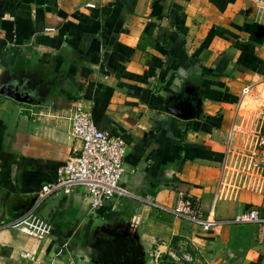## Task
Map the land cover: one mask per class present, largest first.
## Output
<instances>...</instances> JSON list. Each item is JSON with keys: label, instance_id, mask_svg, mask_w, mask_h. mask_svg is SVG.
Segmentation results:
<instances>
[{"label": "crops", "instance_id": "crops-1", "mask_svg": "<svg viewBox=\"0 0 264 264\" xmlns=\"http://www.w3.org/2000/svg\"><path fill=\"white\" fill-rule=\"evenodd\" d=\"M255 15L254 0H0V264L145 262L181 246L197 264H264V224L203 233L162 210L183 193L219 222L264 218V107H240L246 88L264 92ZM182 99L200 100L186 120L167 112ZM78 103L126 142L128 195L91 216L83 187L61 190L35 210L48 236L11 232L78 147L65 139Z\"/></svg>", "mask_w": 264, "mask_h": 264}, {"label": "built area", "instance_id": "built-area-1", "mask_svg": "<svg viewBox=\"0 0 264 264\" xmlns=\"http://www.w3.org/2000/svg\"><path fill=\"white\" fill-rule=\"evenodd\" d=\"M256 5V20L264 25V0H254ZM250 87L244 90L249 91ZM264 115V110L259 112ZM69 127L65 134L67 142L78 144L72 148V154L60 166L51 183L44 184L30 210L20 218L9 221L3 225L11 232H21L28 236L43 239L51 232V226L40 219L35 210L49 196L61 190L78 187L85 189L88 199V212L91 216L103 210L114 196H126L128 192L120 186L123 174V160L126 154V142L122 136H112L99 130L92 118L89 107L83 104H74L68 118ZM264 140L256 144L260 147ZM251 155L259 157L258 151L253 150ZM260 158V157H259ZM261 171L264 179V159H261ZM146 203H152L153 197L147 195L143 199ZM163 211L177 218L187 221L203 233L216 232L224 223L235 225L264 224L255 209L242 210L227 222H219L214 218L205 216L199 205L191 196L180 193L177 201L170 208ZM24 258H31L22 255ZM196 258L192 250L181 246L178 252L169 251L166 256L160 252H152L148 264H195ZM67 264H75L69 261Z\"/></svg>", "mask_w": 264, "mask_h": 264}, {"label": "water", "instance_id": "water-1", "mask_svg": "<svg viewBox=\"0 0 264 264\" xmlns=\"http://www.w3.org/2000/svg\"><path fill=\"white\" fill-rule=\"evenodd\" d=\"M193 101L189 100H180L175 104H171L167 108V112L179 119H188L191 118L194 114L195 108L200 104V100L196 102V105L194 106ZM105 264H144L141 259H139L136 256H126L123 255V258L121 260H110L109 263Z\"/></svg>", "mask_w": 264, "mask_h": 264}, {"label": "rangeland", "instance_id": "rangeland-1", "mask_svg": "<svg viewBox=\"0 0 264 264\" xmlns=\"http://www.w3.org/2000/svg\"><path fill=\"white\" fill-rule=\"evenodd\" d=\"M256 81V80H255ZM256 85V84H255ZM255 89V87L253 88ZM264 89V88H263ZM247 98L245 101L240 102V107L241 108H251V109H257L259 107L263 108L264 107V92L262 93V84L258 86L257 90L252 91L249 89V91H246V93L242 94L241 98ZM174 102V101H173ZM172 102V103H173ZM178 246V245H177ZM181 247H178L175 250H170V251H175L178 252ZM189 249V247H187ZM191 250V249H190ZM193 253V252H192ZM230 257V256H228ZM231 258V257H230ZM149 259L145 260V264H148ZM197 264V262L195 263Z\"/></svg>", "mask_w": 264, "mask_h": 264}]
</instances>
